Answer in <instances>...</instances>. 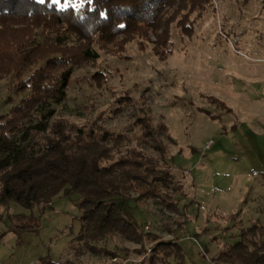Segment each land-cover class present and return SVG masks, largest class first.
<instances>
[{"label":"rangeland","instance_id":"374dc122","mask_svg":"<svg viewBox=\"0 0 264 264\" xmlns=\"http://www.w3.org/2000/svg\"><path fill=\"white\" fill-rule=\"evenodd\" d=\"M180 19L171 24L165 59L141 39L128 43L122 54H114V44L102 49L95 43L99 58L73 68L67 99L51 108L53 121L65 122L73 132L105 128L127 135L120 150L112 151L115 158L136 150L158 159L138 139L136 120L147 112L154 127L164 120L169 136L157 139L169 157L162 167L183 186L184 195L177 198L181 214L166 211L157 199L124 201L136 225L157 240L146 237L137 244L117 235L92 250L77 237L81 213L75 195L60 194L44 212L42 206L27 210L11 203L2 208L0 264H179L154 261L159 242H178L187 264H220L214 260L223 245L241 241L239 228L253 222L264 227V0H211L190 16L191 37L182 32ZM33 37L42 42L41 30ZM69 40L68 47H78L73 36ZM20 85L13 75L0 79V118L31 93ZM210 140L212 147L204 151ZM16 215L37 218L38 230L14 234L10 225L26 222Z\"/></svg>","mask_w":264,"mask_h":264},{"label":"trees","instance_id":"16d2710c","mask_svg":"<svg viewBox=\"0 0 264 264\" xmlns=\"http://www.w3.org/2000/svg\"><path fill=\"white\" fill-rule=\"evenodd\" d=\"M210 1L86 0L81 8L61 9L51 0L43 4L38 0H0V79L13 75L21 91L31 92L9 115L0 118V224L4 221L2 208L11 203L27 210L42 206L44 212L60 194L75 195L81 213L77 237L90 249L97 250L93 244L117 235L137 244H143L146 237L157 240L136 225L123 203L157 199L166 211L181 214L177 198L184 195L183 186L176 183L169 168L162 167L169 157L168 149L157 139L169 136L164 120L154 127L148 112L146 118L136 120L141 130L138 139L155 151L158 159L136 150L115 158L112 151L120 150L129 140L127 135H115L105 128L73 132L65 122L53 121L55 109L51 106L67 99L73 68L99 58L95 43L102 49L114 44V54H122L128 43L141 39L153 44L154 52L165 59L170 52L171 24L181 16L178 24L191 37L190 16L204 11ZM35 30H41L42 42L33 37ZM71 36L77 48L68 47ZM209 100L232 112L223 101ZM18 216L26 222L10 225L14 234L38 230L37 218ZM239 231L241 241L224 244L214 261L264 264V227L253 222ZM153 252L156 262L175 259L187 264L178 242H159Z\"/></svg>","mask_w":264,"mask_h":264},{"label":"snow or ice","instance_id":"6c2138e0","mask_svg":"<svg viewBox=\"0 0 264 264\" xmlns=\"http://www.w3.org/2000/svg\"><path fill=\"white\" fill-rule=\"evenodd\" d=\"M40 4L45 3V0H38ZM89 3H91V0H88ZM52 5H60L62 8H68L69 6L73 8H81L83 7L84 0H80V3H72L69 5L68 0H64V3L61 4V0H51ZM103 15V13H102Z\"/></svg>","mask_w":264,"mask_h":264},{"label":"built area","instance_id":"2783aa9c","mask_svg":"<svg viewBox=\"0 0 264 264\" xmlns=\"http://www.w3.org/2000/svg\"><path fill=\"white\" fill-rule=\"evenodd\" d=\"M212 145H213V141L212 140H210V141H208L206 144H205V146H204V151H208V150H210V148L212 147ZM147 229H148V227H146ZM112 262H117L116 261V258H113L112 259ZM127 262L128 261H126V262H124V264H127Z\"/></svg>","mask_w":264,"mask_h":264}]
</instances>
